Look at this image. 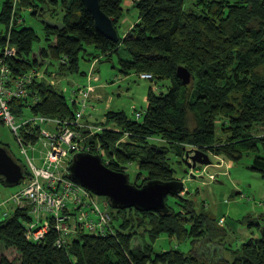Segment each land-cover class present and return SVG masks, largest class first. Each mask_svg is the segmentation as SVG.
Returning <instances> with one entry per match:
<instances>
[{"label": "trees", "instance_id": "16d2710c", "mask_svg": "<svg viewBox=\"0 0 264 264\" xmlns=\"http://www.w3.org/2000/svg\"><path fill=\"white\" fill-rule=\"evenodd\" d=\"M123 3H99L117 31L118 41L113 42L96 31L81 0H0V48L8 42L17 52L8 60L14 77L31 70L45 72L55 65L57 74L52 77L63 78L84 75L80 60L110 62L122 45L129 59L119 58L120 74H150L152 81L166 82L164 93L149 89L141 120L107 112L97 127L114 124L119 131L96 133L89 142L100 145L113 172L128 176V167L135 164L134 187L148 183L170 187L165 209H117L100 197L112 233L100 236L77 230L61 248L55 245L59 233L51 220L43 240L27 241L25 226L32 218L27 209H15L0 219V264H264L261 236L227 250L230 260L220 258L223 247L210 241L214 237L208 235V216L186 196L169 157L174 154L179 164L185 163V153L195 149L233 163L251 156V169L263 174L264 0H136L133 8L139 20L120 36ZM23 11L41 24L42 36L26 24ZM19 18L24 22H17ZM41 40L44 46L33 54ZM179 67L190 73L188 85L177 77ZM44 79L46 74L31 86V96L38 100H29V105L23 100L13 102V113L21 114L29 106L34 115L72 120L74 105H69L57 83ZM31 132L22 135L34 142L38 129ZM125 133L128 136L121 142ZM16 161L28 176L27 168ZM0 185L5 186L2 179ZM258 219L263 222L257 224L261 233L264 214ZM161 236L179 244L189 239L192 248L187 253L178 248L156 252L154 244ZM136 239L141 245L133 247Z\"/></svg>", "mask_w": 264, "mask_h": 264}, {"label": "rangeland", "instance_id": "374dc122", "mask_svg": "<svg viewBox=\"0 0 264 264\" xmlns=\"http://www.w3.org/2000/svg\"><path fill=\"white\" fill-rule=\"evenodd\" d=\"M26 18V24L33 26L39 36H42V26L37 20L32 19L29 12H22ZM136 10L125 13L121 25L118 29L119 35L123 36L126 32L127 25L137 17ZM59 18V16H58ZM52 20H55L52 18ZM56 21V20H55ZM43 41L36 43L33 47V54L37 53L38 49L43 47ZM119 58L128 60L129 56L126 54L124 47L120 45L118 55L114 54L110 62L100 61L95 65V73L97 75L96 90L100 92L102 103H97L90 98L88 108L85 116L89 114L98 115L97 121H100L104 114V106H109L108 110L115 112H122L130 120H135L134 110L144 112L147 109V94L149 89H152L156 94L164 93L167 83L163 81H149L140 79L141 74H130L124 76L118 71ZM55 65L46 67L45 72L41 70L39 76L45 77V83H55L61 80L57 88L62 91L69 100L70 92L76 88L84 86L85 78L83 75L68 74L65 77L57 75L56 78L52 74H57L54 70ZM89 63L80 60V72H87ZM73 108V107H72ZM74 109V108H73ZM24 115L29 117L32 115L31 111L25 110ZM109 126H114L110 124ZM50 128V127H47ZM0 144L7 147L9 154L23 166L27 165L26 157L21 155V150L15 139L11 129L0 123ZM46 149L43 148L42 143L35 145V151H28V157H33L37 166H41L40 158L44 157ZM170 164L176 172V177L182 180L185 193L187 192L188 199L195 202L198 212L205 213L208 216L206 224L209 225L208 235H211L210 241L214 246L222 245L220 249V258L230 260L229 251L248 241L254 236H261L258 231V225L262 226L263 222L259 220V216L264 214V178L258 172L251 169L252 157H245L237 163L225 161V164L217 160L213 156H209L211 165L208 167L197 166L194 171L190 172L185 163H180L178 157L170 154ZM224 161V160H223ZM221 164V167H218ZM229 168V169H228ZM205 169V170H204ZM205 171L203 174H197L195 171ZM226 172L227 174L223 175ZM188 173V174H187ZM193 173L191 177L190 175ZM137 174L136 165H131L127 169L130 185L134 184L135 176ZM209 175L215 178L211 180ZM184 180V181H183ZM22 188V185L15 187H5L0 185V203L5 202L4 206L0 207V218L4 211L10 214L15 211V206L10 200L11 197ZM100 203L105 206V200L100 198ZM172 199L169 200L170 202ZM176 202V201H175ZM179 202V201H178ZM177 208L178 205L176 206ZM23 210V208H21ZM111 212V210H108ZM112 213V212H111ZM77 212L74 213L76 215ZM113 214V213H112ZM32 218V215L28 212ZM46 217H50L49 214ZM219 219H223V224L219 223ZM70 224V223H69ZM188 227V225H187ZM85 234H89L87 229H80ZM70 235L68 236V238ZM190 240L187 239L179 244L175 241H169L165 236H161L154 244L156 252L167 251L169 249L178 248L182 252H189L192 248ZM141 245L140 239L133 242V247ZM9 253V252H8ZM13 255L10 256L12 259Z\"/></svg>", "mask_w": 264, "mask_h": 264}, {"label": "built area", "instance_id": "2783aa9c", "mask_svg": "<svg viewBox=\"0 0 264 264\" xmlns=\"http://www.w3.org/2000/svg\"><path fill=\"white\" fill-rule=\"evenodd\" d=\"M17 22L23 23L24 19L19 18ZM16 54V50L8 42L0 48V123L11 129L21 155H24L27 161L25 167L29 175L21 183L22 188L10 199L15 209H27L32 215V220L25 226V239L38 244L50 231L49 220L55 222L56 231L59 233L55 242L57 248L65 247L68 236L80 229H87L92 235L111 234V219L106 210L102 209L98 198L90 191L68 178V169L72 158L80 154L97 156L107 167L109 162L105 159V153L100 145L89 142L96 133L119 130L115 125L94 127L82 124L88 102L94 92V86L91 85L78 86L70 92L69 100L71 105H74L73 119L70 121L34 114L26 117L24 113L25 110L30 111L29 106L23 109V113L15 115L12 111V105H15L13 102L23 100L25 105H29V100L33 102L38 100L31 96V86L35 79L41 78L36 70L14 77L8 60ZM61 62L64 63V60ZM94 69L95 63L85 74L89 81H96ZM140 79L152 81L153 78L150 74H141ZM133 110L135 120H141L143 112ZM34 128L38 129L37 137L34 142H30L22 132L32 133ZM127 136L125 133L121 142ZM38 143H42L43 148L46 149L44 157L40 158L41 166L36 165L33 157H28V151L34 152ZM195 150L185 153L184 159L190 162L187 155L193 156ZM192 171L194 169L190 170ZM47 214L50 217H46ZM7 215L5 212L1 218L5 219ZM219 223L222 224L223 220L220 219Z\"/></svg>", "mask_w": 264, "mask_h": 264}, {"label": "water", "instance_id": "95a60500", "mask_svg": "<svg viewBox=\"0 0 264 264\" xmlns=\"http://www.w3.org/2000/svg\"><path fill=\"white\" fill-rule=\"evenodd\" d=\"M81 2L91 16L96 31L105 39L117 42V31L110 18L102 12L100 0H81ZM53 26L62 29V25ZM176 74L183 85L190 83L191 76L185 68L179 67ZM187 158L190 160V162L185 160L188 169L211 165L209 156L200 150H195L194 155L190 157L187 155ZM68 171L72 182L99 197L107 198L117 209L135 208L140 211L160 212L165 209V198L171 193L170 187L158 183H148L141 188L134 187L130 185L128 176L109 170L99 157L89 154L75 155ZM25 177L18 162L0 146V179L3 180L4 185L19 186ZM261 237L264 239V226L261 229Z\"/></svg>", "mask_w": 264, "mask_h": 264}, {"label": "crops", "instance_id": "0c3cea01", "mask_svg": "<svg viewBox=\"0 0 264 264\" xmlns=\"http://www.w3.org/2000/svg\"><path fill=\"white\" fill-rule=\"evenodd\" d=\"M136 0H124V3H123V9H124V15H123V18H125V13H128V12H131V10L132 9H134L133 8V4H134V2H135ZM123 20V19H122ZM138 20H139V18H138V15H137V17L136 18H134V20H132V22H130L128 25H127V29H126V32H125V34L138 22ZM122 22V21H121ZM124 34V35H125ZM93 64V63H92ZM92 64H89V68H88V70H87V72H86V74L90 71V68H91V66H92ZM97 63H95V65H96ZM95 70V69H94ZM95 73V72H94ZM95 75H96V73H95ZM84 78H85V83H84V86H86V85H91V86H94V92H93V94H92V97H91V99H93V101H97V103H102V101H103V97L101 98V95H100V92H98L97 90H96V88H97V86H96V84H97V82L98 81H89L87 78H86V75H85V72H84ZM96 77H97V75H96ZM60 82L61 81H59V83H57V85L58 84H60ZM108 104V103H107ZM107 104H105V106H104V114H103V116H102V118L100 119V121H97V117H98V115H93V114H89L88 115V117H84L83 118V120H82V124H85V125H89V126H94V127H96V126H98L97 124H99L101 121H103V118H104V115L107 113V112H115V111H111V110H108L109 109V106L107 105ZM263 135H264V128H263ZM214 158H216L217 160H220V162H222L223 164H225V161H228V160H226V159H224V158H222L221 156L220 157H214ZM224 160V161H223ZM39 161H40V159H39ZM231 162V161H230ZM70 164H71V162H70ZM70 166V165H69ZM222 165L221 164H218V167H221ZM205 167H208V166H205ZM229 169V168H228ZM205 170V169H204ZM195 171V172H202V173H205V171ZM188 171H189V169H188ZM189 173V172H188ZM187 173V174H188ZM193 174V173H192ZM225 174H227L226 172H224L223 173V175H225ZM191 176V175H190ZM192 177V176H191ZM193 178V177H192ZM209 178L211 179V180H214V176L213 175H209ZM264 178V177H263ZM184 181V180H183ZM181 182H182V180H181ZM3 204H5V202L3 203V202H1L0 203V207H2V206H4ZM5 212H7V211H4V213ZM223 220V219H222ZM219 221H220V219H219ZM221 224V223H220ZM223 224V223H222Z\"/></svg>", "mask_w": 264, "mask_h": 264}]
</instances>
